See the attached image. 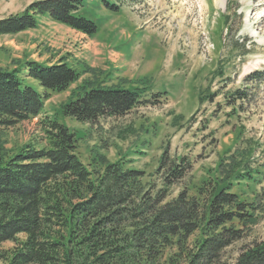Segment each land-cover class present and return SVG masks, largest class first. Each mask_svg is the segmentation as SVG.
Masks as SVG:
<instances>
[{
    "label": "trees",
    "instance_id": "1",
    "mask_svg": "<svg viewBox=\"0 0 264 264\" xmlns=\"http://www.w3.org/2000/svg\"><path fill=\"white\" fill-rule=\"evenodd\" d=\"M82 0H36L16 14L0 18V36L38 26L41 19L89 37L96 25L76 15ZM261 71L250 74L260 80ZM80 73L59 59L26 61L0 67V260L5 264H264V230L237 252L232 262L224 251L248 238L257 223L258 202L235 189L249 187L264 171L253 168L258 145L235 135V147L196 187L170 190L189 171L188 162L161 159L158 188L143 182V172L121 160L96 154L89 164L77 156V138L64 124L42 122L45 145L27 143L12 151L4 130L43 113L49 93L62 92ZM37 80L41 96L25 79ZM145 92L84 82L72 90L61 113L82 123L121 118L141 103ZM243 102L244 91L231 94Z\"/></svg>",
    "mask_w": 264,
    "mask_h": 264
},
{
    "label": "rangeland",
    "instance_id": "2",
    "mask_svg": "<svg viewBox=\"0 0 264 264\" xmlns=\"http://www.w3.org/2000/svg\"><path fill=\"white\" fill-rule=\"evenodd\" d=\"M36 0H0V18L22 12ZM76 15L93 22V37L41 19L36 28L0 36V67L59 59L80 75L67 90L49 93L43 113L4 130L6 148L45 145L42 122L64 124L77 138V156L89 164L98 153L143 172V182L160 186L161 159H185L189 171L170 190L195 192L232 150L238 130L258 143L252 167L264 164V0H82ZM261 71L260 80L250 74ZM145 92L121 118L82 123L61 113L71 92L84 82ZM26 85L41 96L40 83ZM245 92L243 102L231 94ZM249 187L235 189L258 202L257 223L248 238L224 251L232 262L238 250L264 230V171ZM12 243L3 244L8 249ZM0 264H5L0 260Z\"/></svg>",
    "mask_w": 264,
    "mask_h": 264
},
{
    "label": "crops",
    "instance_id": "3",
    "mask_svg": "<svg viewBox=\"0 0 264 264\" xmlns=\"http://www.w3.org/2000/svg\"><path fill=\"white\" fill-rule=\"evenodd\" d=\"M52 63H54V62H52ZM52 63H50V64H52Z\"/></svg>",
    "mask_w": 264,
    "mask_h": 264
}]
</instances>
